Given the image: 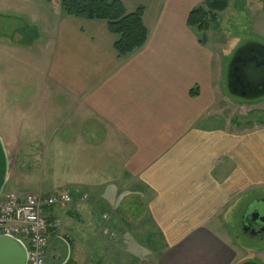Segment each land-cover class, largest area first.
<instances>
[{"label": "crops", "instance_id": "crops-1", "mask_svg": "<svg viewBox=\"0 0 264 264\" xmlns=\"http://www.w3.org/2000/svg\"><path fill=\"white\" fill-rule=\"evenodd\" d=\"M13 1L0 0V14L27 9ZM119 1L127 12L142 9V47L120 56L106 21L64 15L58 1L42 31L48 89L0 106V138L16 148L6 183L14 177L11 189L71 196L45 210L59 220L47 230L48 263L138 264L134 214L154 225L155 264H264V246L246 250L229 224L245 195L248 204L264 191V125L241 129L212 111L218 19L239 22L247 12L240 45L264 46V0H238L237 11L230 0L216 28L202 31L187 17L205 0Z\"/></svg>", "mask_w": 264, "mask_h": 264}, {"label": "rangeland", "instance_id": "rangeland-1", "mask_svg": "<svg viewBox=\"0 0 264 264\" xmlns=\"http://www.w3.org/2000/svg\"><path fill=\"white\" fill-rule=\"evenodd\" d=\"M58 1L52 0L47 2L46 0H14L10 4H19V6H26L27 9L17 10L9 8L5 10L3 14H0V37L4 39L5 48L0 51V106L10 107L12 102L20 95V93L27 94H39L48 89L47 82L44 77V54L43 47L44 35L42 34L44 26H50L58 11ZM235 10H241L242 3L238 0L233 2ZM30 7V9H28ZM232 7V6H231ZM1 8V7H0ZM35 13L37 19L32 21V13ZM224 16H220L218 19L219 29L214 34L213 48V83L216 89L217 103L213 107V117H220L222 120H227L229 123L234 124L233 121L240 123L241 129L252 128L257 125L258 113H254L256 110H264V95L256 98L245 99L231 95L226 86L227 68L229 62L232 59V53L235 48L240 45L239 25L248 20V13L244 12L238 19L229 18L228 20ZM209 27L216 28L213 23H208ZM228 31V33L226 31ZM221 32V33H219ZM203 32L199 34V37ZM33 38H39L36 45L27 49L28 43ZM23 47L25 50H15V48ZM254 113V114H253ZM249 121V124L246 122ZM217 121V120H215ZM9 164H12L13 158L16 155V148L6 146ZM9 165V166H10ZM14 176V175H13ZM25 179V178H24ZM36 180V178H35ZM15 182L14 177H11L9 183L5 184L4 188H13ZM25 186L27 184H24ZM248 196V203L246 206V195L238 210L232 214L229 224L236 239L237 243L250 250L254 246L263 247L259 245L261 239L264 237L258 235H251L249 232H244L242 224L239 223L240 215L243 212H248L246 209L256 205L251 203L253 197H263L264 191H258ZM250 201V202H249ZM260 203V202H259ZM258 203V204H259ZM261 204V203H260ZM141 209L140 205L133 204L132 210ZM247 209V210H248ZM107 214V210L103 211ZM101 213V215L103 214ZM133 221H136V225L133 231H136V236H133L134 242L140 243L144 249H141L142 258L138 264H155V258L152 254V241L150 240V233L154 229V225L149 218H142L139 221L135 220V215L132 216ZM141 239V241H140ZM262 244V243H261ZM249 253V252H248ZM251 254V253H250ZM135 255V256H134ZM137 252L133 253L135 259L138 258ZM49 259L46 256V263L49 264ZM103 260V259H102ZM255 259L249 260L251 262ZM49 262V263H48ZM106 262V260L104 261ZM245 262V261H244ZM103 263V261H102Z\"/></svg>", "mask_w": 264, "mask_h": 264}, {"label": "trees", "instance_id": "trees-1", "mask_svg": "<svg viewBox=\"0 0 264 264\" xmlns=\"http://www.w3.org/2000/svg\"><path fill=\"white\" fill-rule=\"evenodd\" d=\"M229 1L205 0L190 10L187 25L202 31L209 22L216 24L217 13L224 11ZM59 7L64 15L106 21L109 32L116 37L114 48L120 56H126L146 42L147 29L142 23L141 8L127 12L119 0H59ZM191 94L195 92L191 91ZM254 113H258L256 123L264 125V110ZM246 122L249 124L248 120ZM233 123L240 125L236 120Z\"/></svg>", "mask_w": 264, "mask_h": 264}, {"label": "built area", "instance_id": "built-area-1", "mask_svg": "<svg viewBox=\"0 0 264 264\" xmlns=\"http://www.w3.org/2000/svg\"><path fill=\"white\" fill-rule=\"evenodd\" d=\"M68 191L33 192L3 189L0 193V235L19 239L26 248V264H47V230L59 226L58 219H48L45 210L66 207Z\"/></svg>", "mask_w": 264, "mask_h": 264}, {"label": "water", "instance_id": "water-1", "mask_svg": "<svg viewBox=\"0 0 264 264\" xmlns=\"http://www.w3.org/2000/svg\"><path fill=\"white\" fill-rule=\"evenodd\" d=\"M261 49L260 53L242 60L240 54H234L227 68L226 86L231 95L245 99L256 98L264 95V46L258 43H250ZM8 174V157L4 144L0 138V193L3 190ZM253 217H258L255 213ZM264 220V217H260ZM244 232L248 226L243 225ZM254 235L255 232L250 230ZM0 264H26V248L23 243L12 236L0 235ZM241 264H257L245 261Z\"/></svg>", "mask_w": 264, "mask_h": 264}, {"label": "flooded vegetation", "instance_id": "flooded-vegetation-1", "mask_svg": "<svg viewBox=\"0 0 264 264\" xmlns=\"http://www.w3.org/2000/svg\"><path fill=\"white\" fill-rule=\"evenodd\" d=\"M259 47L256 45H251V44H243L238 46L237 48L234 49L232 56L234 54H240L242 56V60H246L249 58V56H252L253 54L260 53L261 49H258ZM227 80V78H226ZM262 96V94H260ZM261 204H260V203ZM251 203H257L256 205L250 207L246 211L248 212H243L242 218H241V224L247 225L248 226V231L253 230L255 232L254 235H258L260 237H264V220H261L260 217H264V199L261 200H254ZM259 203V204H258ZM250 205V203L247 204V206ZM255 213L258 214V217H253Z\"/></svg>", "mask_w": 264, "mask_h": 264}]
</instances>
